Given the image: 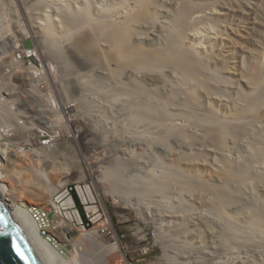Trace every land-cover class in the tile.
Returning a JSON list of instances; mask_svg holds the SVG:
<instances>
[{"label":"rangeland","instance_id":"1","mask_svg":"<svg viewBox=\"0 0 264 264\" xmlns=\"http://www.w3.org/2000/svg\"><path fill=\"white\" fill-rule=\"evenodd\" d=\"M180 1L151 0L153 15L134 21L141 0H10L9 5L0 4V25L3 16L12 22L5 29L0 26V46L8 43L20 51L22 42L12 37L28 32V37L38 38L40 47L52 51L50 56L48 52L42 56L40 49L34 52L42 66L47 65L49 89L44 95L49 97V90L53 91L55 106L60 110H49L46 102L28 107L30 115L44 126L43 131L54 132L55 137L44 148L39 142L40 146L28 145L35 137L27 141L18 136L13 141H22L27 150L23 154L15 152L17 145L13 142L6 143L10 160L0 158V175L5 176L2 181L14 197L21 194L19 205L49 210V224L56 217L51 198L62 202L64 189L71 184L89 186L103 207L104 220L87 230L93 228L94 240L105 247L114 241L120 246V251L105 256V264H264V99L259 98L263 103L258 102L257 110L247 113L245 130L231 128L232 134L228 133L217 151L212 138L208 139L209 133L201 135L200 128L192 127V113H183L186 122L178 114L180 104L189 99L193 113L207 120L209 117V122L213 111L219 121L235 117L234 104H230L235 92H249L240 69H251L257 60L264 65V0H201L202 5H197L199 0H190L195 7L186 10L181 43L185 50L189 48L186 52L190 55L185 53L188 59L200 61V66L209 71L211 97L206 98L201 93L204 86L200 78L187 80L174 68L120 67L112 54L116 37L104 31L106 22L115 27L128 22L133 29L129 46H139L144 52L164 49L168 29L183 7ZM18 19L27 29H18ZM94 28L98 35L90 38ZM89 38L94 42L88 50ZM74 42H80L77 50ZM241 63L245 66L238 68ZM257 64L258 72L264 73V66L260 71ZM48 65L56 68L57 85L50 83L55 75ZM28 66L40 74L34 63L29 61ZM153 69L157 77L149 72ZM23 75L22 83L29 72ZM214 76L225 77L224 86H218ZM43 86L47 85H39ZM155 106L173 118L168 121L173 127L170 133L158 130L153 117L147 122L140 117V108ZM220 157L237 170L239 182L220 183L219 172L224 169L217 168V172L214 164L221 161ZM244 160L249 165L241 164ZM240 165L242 171L238 170ZM32 168L40 172L44 169L47 180L41 183L38 178L37 182L35 176L32 178ZM36 223L39 234L47 229L64 258L74 256L71 242L80 239L78 230L67 229L69 241L65 242L53 225L46 228L42 219Z\"/></svg>","mask_w":264,"mask_h":264},{"label":"bare ground","instance_id":"2","mask_svg":"<svg viewBox=\"0 0 264 264\" xmlns=\"http://www.w3.org/2000/svg\"><path fill=\"white\" fill-rule=\"evenodd\" d=\"M150 1L149 0H141V6H140L138 17H133L132 18L133 21L137 20L138 18H143V19L147 20V18H150L153 15V12L150 11V9H149ZM203 1L199 0L197 5H202ZM180 2H181V5L183 7L181 9L178 8L179 10H177L176 16H175L174 21H173L174 24L170 28L171 30L168 29V32H169L168 35L169 36L167 35L168 41L166 42V43H168V45L166 44L167 46L165 45L164 49H162L163 48L162 47L161 50H159L160 48L159 49L157 48V49H152V50H145V52H144V51H141L139 46H137V47L129 46L128 39H129L133 29H131V27H129L128 22L123 24L120 27H115V26H113L114 24L111 25L109 22H106V24H105L106 26L104 28V31H107L106 33H108V34L112 33V35L114 37H116L115 38L116 41L114 43V44H116V49L113 50L112 54H113V57H115L117 59V62H118L117 65H119L120 67H124L126 65L129 66V64H132L137 69H140L142 67H154V68L156 67V68H160V69L171 67V68H174V69L178 70L181 75H184L187 78V80H192V79H195L196 77L200 78L201 79V83L204 86V90L201 91V93L205 94V98L207 97L206 95H209L211 97L210 92H209V88H210L211 85H210V82L208 81L209 80V76H210V74L208 73L209 71L207 72L206 69H204V68H202V66H200V61H195V60L188 59V57L185 55V53H188L186 51H188L189 48L187 50H185L183 48V46H182V43H181V39H182L181 31H182V29H185L184 27L187 24V13L186 12H188V11H186V10H188L190 8H193L195 6L192 4V2L190 0H181ZM132 19H130L129 22ZM18 29L19 30H23V29H27V28H24L23 24L20 23ZM97 31L98 30L97 29L95 30V28H94L93 32L90 31L91 35L89 34V37L91 38V37H94L95 35H98ZM109 31H110V33H109ZM19 33H21V32H19ZM100 33H102V31H100ZM22 34L27 35L28 32L22 33ZM90 38H89V40L87 41V44H86L87 48L86 47H84V48L81 47L82 49H84V50L88 49L89 50L88 47H91V45L94 42V40H93V42L90 41ZM12 39H15V41L20 42L21 39H24V36H18L16 38L12 37ZM27 40H29L31 42V48H26L25 47V43H23L25 48H23V50H20L21 53H22V56H24V59H26V66H28V62L29 61L32 62L31 58L33 56L38 57L37 53L33 54V52H32L33 50L40 49L42 56H45L46 52H48V54L50 56V54H51L50 51L51 50H46V49H43V47H40V45L38 44L39 40H38V38L35 37V35L30 36L29 39H27ZM82 43H85V42L82 41ZM233 43H234V41H233ZM78 44H80V42H74L73 46H74L75 50H77ZM189 46H191V45H189ZM190 48L192 49V47H190ZM29 49H31V51H30L31 53L26 54ZM190 52L192 53L193 51L191 50ZM192 55H191V57H192ZM200 55L201 54H199V56ZM85 56H86V54H85ZM22 61H23V59L20 60L19 63H21ZM256 62L258 63L257 65H259L258 60ZM256 62L254 64L255 66H256ZM32 63H34L37 67H41V70L46 71V67L45 66L43 67L42 63L40 61L37 62V63H35V62H32ZM241 65H242V63H241ZM241 65L238 68H240V67L243 68V66H245L244 64L242 66ZM255 66L252 67L254 69H252V68L250 69V66L247 67V68H249V70H246L247 68L243 69V70L240 69V71H242V72L244 71L243 72L244 76H243V73H241L238 70L240 72V75H242V78H244L243 80L245 81V84H247L249 86L247 88L248 89L247 91H249V92H247V93H245V91L241 92L242 89H241V91L238 90L240 92H237V91L235 92V95H236L235 99L233 98L234 101L232 103H230V104L231 105L234 104V106L233 105L232 106L235 107L234 111H236L237 115L235 114V117H232L230 120H228V121H221L220 120L219 121L217 119V117H216L215 111H213L211 113V117H210L211 121L209 122L208 121L209 117H208V120H207V118L204 119L203 117L197 116L196 114L193 113V111H192L193 102L190 101L189 99L188 100H184L182 102V104H180V110H179L178 114H180L182 116L181 118H183V113L185 115L186 114L189 115V114L192 113V116L190 115V117H192V121H193L192 124H191L192 127L200 128L202 130L201 131V135H202V132H206V134L209 133L207 135L208 139L210 137L212 138V140L215 143L216 151H217V147H221V146L224 145L225 139L228 137L227 136L228 133L229 132L231 133V131H229V130H231V128H234V130H236L238 132H239L240 129L245 130L243 127H245L248 124L244 125V122L246 123V121L244 119L249 118V117L246 118V116L248 114L250 115L251 112L253 113L255 108L257 110V107L260 106V105L257 106L258 102H260V103L262 102V101H259V98L260 99L261 98L264 99L262 97V95H264V88H263L264 87V83H263V86L261 85V83L263 81H261V83H260V80H261V78L263 76V75L261 76V74L263 72L260 74L258 72L259 70H257V69H259V67L256 66L257 67V69H256ZM259 66H261V65H259ZM263 66L260 67L261 68L260 71H262V67ZM48 68H49V70H52L54 75H55L53 84L57 85V81H58L59 75L56 76V74H55L56 68L54 66H51V65H48ZM28 69H29V66H28ZM34 69H35V67H33V70ZM227 70H228V68H227ZM35 71H37V70H35ZM149 72L152 73V76H156V77L158 76V74L156 73L155 69H153L152 71H149ZM225 72L222 73V74H225ZM257 72L260 74V79L258 77L259 74ZM229 73H227V74H229ZM41 75H42V73L40 72V76H37V74H35L30 68L29 69L30 78L28 76L25 85H23V86H21L20 88H17V89H16V83L14 82V80L12 78H10V76L0 75V118L3 121L10 120L9 123L11 124L12 129H13L10 132V134H6L5 135V136L9 137V138L6 139V142L0 143V158H2L5 161H6V159L8 161L10 160L9 159L10 155L7 153L8 150L6 149V146H5V144L8 143V142H13L14 144L17 145V148H16L15 152L21 153V154L27 152V150L24 149V144L21 143L22 141H20V142L19 141H13L14 139L17 140L18 136L25 137V139L27 141H28L29 138L35 137L33 142H30V143L28 142V145L36 146L38 144V142H39L44 148H47L49 146L50 142H52L53 138L55 137L54 132H45V131H43L44 130L43 129L44 126L41 123L35 125L34 122H29L28 121V124L26 125V123H24L23 121L19 120V118L16 117V116H13L12 118L14 120H11V118L9 117L10 116L9 113L6 112V106H14L15 107V104L13 102L14 97L16 95L19 96V93L22 90L26 89V87L28 88V87H30L32 85L38 87L39 85L42 86L43 84H46L47 87L49 86L48 81L44 77H41ZM148 76H150V75H148ZM231 76H233V75H231ZM11 77H13V76H11ZM211 77H212V75H211ZM211 77H210V79H211ZM215 77H216V79H215ZM239 77H241V76H239ZM223 78H225V77H223ZM223 78L220 77V76H218V77L214 76V82H217L218 86H224L225 82L223 81ZM9 82H11V89L13 88L14 91H11V92L9 91V89H8V88H10V85H8ZM52 82L53 81H51L50 83H52ZM47 89H49V88H47ZM47 89H46V87H42L41 90L43 92H47ZM43 92H42V94H43ZM56 95H58V94H56ZM5 97H10V98H5ZM47 98H49L51 100L49 102L46 99V102L48 103L47 106H48L49 110H55V113H59L60 110L55 106L56 97H55L53 91L51 92L49 90V97H47ZM57 98H58V101H59V99H60L59 96H57ZM31 99H32L31 97H28L26 99V103H25V113L28 115V117H30V112H31L28 109V107H30V106H36L37 107V105L33 104ZM61 100H60V102H61ZM214 100H215V97H214ZM221 100L217 99V101L219 103L221 102ZM208 101H207V103H208ZM221 103H223V102H221ZM139 112H140V114H139L140 117H142L146 122H147V120L149 118L153 117L154 121H155V123H156V125L158 127V130L163 128V130H161V131L168 132V133H170V131H172L173 127L169 125V123H171L169 120H172L173 118L169 119L171 116H169V114H167L163 110L162 107H160V108H158L156 106L155 107H142V108H140ZM4 113L6 115H8V116L4 115ZM232 114L234 116V113H232ZM188 115H187V117H188ZM226 115H231V114H226ZM254 116H256V115H254ZM190 117H188V118L190 119ZM252 118H253V116H252ZM183 119L186 122V120H185L186 118H183ZM250 119H251V117H250ZM179 120H178V122H179ZM168 121H169V123H168ZM184 123L182 122L181 125L184 124ZM189 123H191V122H189ZM178 124H180V123H178ZM186 125H188V124H186ZM186 125H185V127H186ZM179 128L178 129L174 128L173 131H177V132L181 131L182 129H179ZM194 128H193V130H194ZM238 128H239V130H237ZM36 130H40L43 133L36 132ZM194 134L197 135L196 132ZM198 134H200V133H198ZM1 136L2 135H0V137ZM51 137H53V138H51ZM262 137H264V136H262ZM49 140H50V142H49ZM226 143L228 144L227 141H226ZM44 144L46 146H44ZM18 146H21V147H18ZM38 146H40V145L38 144ZM211 150H213V149H211ZM216 154H217V152H216ZM44 155H45L44 157H47V159H49L48 156H47L48 154H46L44 152ZM39 157H37V158H39ZM41 158L42 157H40V159ZM44 159L45 158H43L42 160H44ZM219 159L221 160L220 162L218 160V161H216V163H214L215 164V168L216 169L218 168L220 170L224 169L223 172L225 171V173L219 172L220 173L219 178L221 179V182L218 181V179H217L218 183L220 182V183H224V185H226V184L233 183V182H236V183L239 182V177H238L239 174L237 175V173H236L237 170H234V168L231 169V167H229V165H228V162L225 161L226 159L224 160V158H222L223 159L222 160L221 157ZM176 160H177V158H176ZM8 161L5 162L4 165L7 166V164H9ZM248 162H249L248 160H247V162H246V160H244V162L243 163L241 162V164L246 163L247 165H249ZM52 163H54V162H52ZM36 166H37V164H36ZM1 167H2V164H1V161H0V168ZM54 168H55V166H54ZM218 169H217V172H218ZM13 170L14 169H11V172ZM42 170H44V169H42ZM42 170H41V172H42ZM238 170L242 171V165L239 166ZM30 171L32 173V178H34L33 176H35V180L36 181H37L38 178H39V180L43 181L41 183H44V181L47 180L44 177L43 172L41 173L40 171L35 170V168L34 169L32 168ZM31 173L29 172L28 174H31ZM219 173H217V175ZM0 174H2V173H0ZM233 174H235L237 176H235ZM7 175L10 176L8 172H7L6 176ZM28 177H30V176H28ZM3 178H5V176L0 175V183H1L2 187H3L4 198L6 200V203L8 205V208H9L10 212L13 213L14 215L18 216L19 218H21L23 220L27 230L34 236V239L36 241V247H38L40 249L41 253L45 255L47 264H80L81 261H82V264H105L104 258H105V256H107V254H110L112 252L120 251V246H119V243L117 241H114V242L111 243V245L105 247V246L101 245L100 243H98L97 241L94 240V238L92 236L94 231L91 232L93 228L90 231L87 230L88 226H91V225H93L95 223L101 224L102 221L104 220L103 219V216H104L103 207L97 201V199L93 195V193H92V191H91L89 186L84 185V184L83 185L82 184H76V185H72L71 184V185H68L64 189V191H65L64 193L66 194V197H64L63 194H61L63 196V198H62L63 201L62 202L58 201L56 198H51V200L49 202L52 204L54 210L56 211V217H55L54 221L52 222L53 224L52 223L49 224V220L48 219L37 218L34 215L35 212L32 213V210H41V209H37L35 207H27V206L19 205L18 204L19 202L17 203V201L19 200V198H21V194H19V196H17L18 198L14 197V195H12V190L8 187V185H6L4 183V181H2ZM250 180H252V179H250ZM26 181H28V180L26 179ZM30 182H32V181H30ZM37 182H35V184ZM18 183H19V181H18ZM30 187H31V184H30ZM71 188H72V191H74L75 195L78 197L79 202L82 204V207L84 209V213H86V218H87L86 221H84L82 219V217H81V215H80V213H79V211H78V209H77V207L75 205V202H74L73 197H72ZM106 192H107V190H106ZM45 194H47V193H45ZM70 197L72 198V201H73L74 204H72ZM213 206H214V204H213ZM214 208H215V211L218 209V205H217L216 202H215ZM261 211L264 214V207L261 208ZM89 212L92 213V214L88 215ZM35 219L36 220H40V219L44 220L47 223L46 224V228L49 227V225H50V227L53 225V230L57 229L59 231L58 232L56 230L57 233L63 239V240L62 239L61 240L65 241V242L69 241V239H68V237H67V235L65 233L67 229L69 230L70 228H75L76 230H78L80 232V239H78L76 241H72V242L70 241L71 245L75 249L74 256L72 258H70V259L64 258L63 255L61 254L62 252L58 249V246L54 242H52L51 239H47L45 236L42 235L43 232L47 233V229H43L42 233L39 234L40 227L36 223ZM106 223L109 224V222H106ZM95 229H96V227H95ZM59 240H60V238H59ZM174 264H178V261H175Z\"/></svg>","mask_w":264,"mask_h":264},{"label":"built area","instance_id":"3","mask_svg":"<svg viewBox=\"0 0 264 264\" xmlns=\"http://www.w3.org/2000/svg\"><path fill=\"white\" fill-rule=\"evenodd\" d=\"M9 3H10V0H6L5 3L1 2L0 4H1V6H6V5H9ZM1 21L3 22L0 25L3 27L2 29L7 28L12 23L5 16L1 17ZM18 21H19V23L23 22L22 19H18ZM24 28H25V26H24ZM2 34H5V33H2ZM16 35L17 36H14L15 38L18 36H24V39H21V41H20V42H22L21 49L23 50V48H25L23 43L25 40L29 39V37H28L29 34L24 35L22 33H18ZM3 40H6V38H4ZM30 51H31V49H29L26 54L31 53ZM34 51H36V50L32 51L33 54H36ZM22 59H23V61L21 63H19V61ZM31 61L35 62V63L39 62V60H37L36 56H33L31 58ZM44 66L46 67V70H47V65L45 64ZM39 68L41 69V67H39ZM27 70H28V66H26V59H24V56H22L21 51H16L15 48H13V45L8 44V43H4L3 45L0 46V75L10 76V78H12L14 80V82L16 83V89L25 85L26 82L22 83V76H24L23 74L25 72H29ZM36 70L39 73L40 72L42 73L41 77L43 76L45 78L47 71H42V70L40 71L38 69H36ZM11 76H13V77H11ZM37 76H40V74ZM52 83H54V80ZM8 85H10V88H8L9 91L10 92L14 91L13 88L11 89V82H9ZM43 87H46V89H47V86H43ZM41 89H42V87H39V86L36 87V86L32 85V86H30L28 88L26 87V89L22 90L19 93V96L16 95L14 97L13 102L15 104V107L14 106H6V112L9 113V115H10L9 117L11 118V120H14L12 117L16 116L19 118V120L26 123V125L28 124V121L34 122L35 125L40 123L37 120L36 116L30 115V117H28V115L25 113V103H26V99L28 97L32 98L31 101L33 102L34 105H37V107L43 105L46 102V99L50 102L51 100L49 98H47V96H45L46 92H43ZM42 92H43V94H42ZM5 98H10V97H5ZM45 104H48V103L46 102ZM51 111L55 112V110H51ZM37 113H38V111H37ZM4 115H6V114L4 113ZM6 116H8V115H6ZM9 122H10V120L3 121L0 118V135H2L0 137V143L6 142V139L9 137H7L5 135L10 134V132L13 130L12 126ZM36 132L43 133L40 130H36ZM33 212H35L34 215L37 218L39 217L42 219H48L50 211L49 210H47V211H45V210H32V213ZM42 235L45 236L47 239H49L47 233L43 232ZM130 264H132V263H130Z\"/></svg>","mask_w":264,"mask_h":264},{"label":"water","instance_id":"4","mask_svg":"<svg viewBox=\"0 0 264 264\" xmlns=\"http://www.w3.org/2000/svg\"><path fill=\"white\" fill-rule=\"evenodd\" d=\"M24 43L26 48H31L29 40ZM72 197L82 219L86 221V214L74 191ZM0 264H47L45 255L36 247L34 236L27 230L23 220L10 212L1 183Z\"/></svg>","mask_w":264,"mask_h":264},{"label":"clouds","instance_id":"5","mask_svg":"<svg viewBox=\"0 0 264 264\" xmlns=\"http://www.w3.org/2000/svg\"><path fill=\"white\" fill-rule=\"evenodd\" d=\"M49 238V237H48ZM50 239V238H49ZM52 242H54L53 240H52Z\"/></svg>","mask_w":264,"mask_h":264}]
</instances>
